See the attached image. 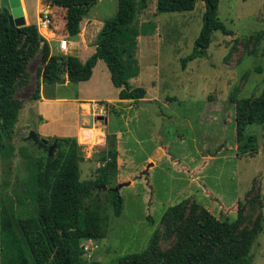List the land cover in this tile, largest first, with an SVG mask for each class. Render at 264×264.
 I'll return each instance as SVG.
<instances>
[{
  "label": "rangeland",
  "instance_id": "rangeland-1",
  "mask_svg": "<svg viewBox=\"0 0 264 264\" xmlns=\"http://www.w3.org/2000/svg\"><path fill=\"white\" fill-rule=\"evenodd\" d=\"M39 1L44 5L39 7ZM21 2L26 25H37L39 11L43 14L47 9L54 31L67 35L73 14L70 8L54 6L50 0H27L26 7V0ZM116 9L117 0H97L82 18L79 33L70 37L72 44L65 54L84 62L95 50L102 24ZM204 12L201 0L192 10L165 13L156 12V0H148L145 8L136 1L130 24L136 42L133 46L125 43L123 58L139 69L131 85L144 87L143 99L158 104L156 113L162 114V124L157 132L147 109L118 98V88L113 86L103 60L95 65L93 79L40 81V91L43 87L44 95L52 99L49 101L30 98L37 69L42 67L40 52L26 62L14 91V98L23 106L13 138L5 141L0 152L2 205L14 223L35 214L36 163L60 138L40 136L44 145L38 149L26 139L28 132L38 133L45 126L61 133L64 121L76 117L85 119L83 126L89 128L80 129L78 138L73 137L79 145V178L106 177L100 184L106 188L97 184L82 202V209L90 206L99 211L106 229L99 240H82L87 264H113L119 256L142 252L149 248L154 234L156 247L147 264H163L164 253L175 241L177 225L197 221L202 208L220 220L239 218L237 234L250 233L259 220L261 230L245 264H264V125L237 126L234 104L229 100L234 90L239 97L251 99L264 92V0H219L218 17L231 34L213 30L207 56L195 58L183 68L180 59L191 52ZM51 50L59 52L55 46ZM76 97L88 100L83 101L84 113L71 103ZM94 100L98 106H106L104 119L98 118L102 115L99 109L93 112ZM87 133L94 137L86 139ZM250 135L254 140L248 138ZM242 144L245 150L238 148ZM60 148L66 149L55 146L52 159ZM158 149L162 153L155 165L147 176L140 175ZM124 181L130 183L119 190L123 208L116 216L109 188ZM176 204L183 217L168 226L162 220L163 213Z\"/></svg>",
  "mask_w": 264,
  "mask_h": 264
},
{
  "label": "trees",
  "instance_id": "trees-1",
  "mask_svg": "<svg viewBox=\"0 0 264 264\" xmlns=\"http://www.w3.org/2000/svg\"><path fill=\"white\" fill-rule=\"evenodd\" d=\"M54 6L70 8L67 35L73 37L80 31V22L97 0H50ZM137 0H117L115 15L101 26L95 39L94 52L84 61L77 56L62 52L54 53L51 46L38 32L34 23L20 27L17 34L8 21V11L0 13V152L5 141L11 140L23 106L14 98L15 86L24 75L26 62L38 52L42 67L37 69L36 83L30 98L40 96V81L71 82L88 80L98 60H103L110 73V80L118 88V98L137 101L146 94L142 86H132L130 80L139 74L136 65L126 64L123 52L125 43L135 45L136 34L130 27L136 10ZM198 0H156V12H181L194 9ZM205 4L203 24L196 36L191 52L180 59L184 68L195 58L206 57L213 30L231 34L219 19V0H201ZM44 5L39 1V7ZM145 8L147 0H140ZM131 54V53H129ZM40 78V80H39ZM168 100H173L169 97ZM229 100L234 104L235 123H262L264 125V92L256 99L239 97L232 91ZM240 133V131H239ZM254 140L252 135L248 136ZM60 148L57 155L39 158L35 182L37 209L34 215L13 221V216L2 205L0 194V264H87L83 257L82 240L101 239L106 229L99 211L90 206L82 209L83 200L93 187L103 184L105 176L97 180H80L79 145L73 137L56 138ZM246 149L242 144L238 147ZM114 215L123 208L122 196L109 188ZM200 218L176 228V238L163 255V264H245L251 245L261 230L260 221L255 222L250 233L237 234L239 218L233 222L220 220L205 208ZM183 217L179 205L169 207L162 216L168 226ZM264 219V214H263ZM17 224V225H16ZM17 226V228H16ZM156 234L149 248L117 257L113 264H147L156 247Z\"/></svg>",
  "mask_w": 264,
  "mask_h": 264
},
{
  "label": "water",
  "instance_id": "water-1",
  "mask_svg": "<svg viewBox=\"0 0 264 264\" xmlns=\"http://www.w3.org/2000/svg\"><path fill=\"white\" fill-rule=\"evenodd\" d=\"M7 10L8 11V21L11 27L15 28L17 34L20 31V27L26 25V19L24 16V10L22 6L21 0H0V13ZM137 106L140 108H145L148 110L149 116L153 119L154 129L155 131H159L162 124V114L156 113L158 108V104L155 101L139 99L137 101ZM99 119H104V116H98ZM27 140H31L38 149H41L44 145V141H41L38 134L34 130H30L26 137ZM57 140L47 147V157L49 158L53 150L56 146ZM162 149H158L157 153L152 155L150 160L146 163L145 167L140 171V175L147 176L149 169L154 165L158 157L161 155ZM130 183V181H124L117 183L111 190L115 193L119 192V190ZM98 188L105 189V185H100Z\"/></svg>",
  "mask_w": 264,
  "mask_h": 264
},
{
  "label": "crops",
  "instance_id": "crops-1",
  "mask_svg": "<svg viewBox=\"0 0 264 264\" xmlns=\"http://www.w3.org/2000/svg\"><path fill=\"white\" fill-rule=\"evenodd\" d=\"M26 5H25V7L27 6V0H26ZM147 4H148V0H147ZM56 32H54L53 33V36L52 37H48V39H49V44H50V46H51V49H52V46H55L57 49H58V42H57V38L60 36L58 33H56ZM73 37H75V36H73ZM71 40H70V37H69V47H71V44H72V42H70ZM82 48H84V47H80V54H81V52H82ZM69 50V49H68ZM68 52V51H67ZM93 52H94V50H93ZM92 52V53H93ZM91 53V54H92ZM90 54V55H91ZM71 55V54H70ZM99 61V60H98ZM98 61H97V63H98ZM96 63V64H97ZM95 67V66H94ZM93 67V70H92V75H91V77L89 78V79H93V77H94V75H95V68ZM88 79V80H89ZM69 80H66L65 81V83L66 82H68ZM64 83V84H65ZM119 90V89H118ZM41 100H45V101H49V100H52L50 97L48 98V97H46L45 95H44V90H43V87H42V92L40 91V96H39V98L37 99V100H35V101H41ZM72 101H71V103L73 104V105H76V106H78V109H79V112L80 113H84V110H86L85 108H84V106H85V102L86 101H88V100H84V99H82L81 97H76V98H73V99H71ZM83 101H85V102H83ZM95 101V100H94ZM126 101V100H125ZM129 102L131 101V102H133L132 100H128ZM109 103V102H108ZM134 103V102H133ZM89 104V103H88ZM130 104V103H129ZM89 106V105H88ZM130 106V105H129ZM88 109H87V113H89V107H87ZM94 111V110H93ZM43 112L44 113H46L47 111L45 110V109H43ZM38 115L41 117V121H43L42 119H44L43 118V113H41L40 111L38 112ZM106 118V117H105ZM84 123H87V122H85V119H83V120H81V119H77L76 117H74L73 119H69V120H66V121H64V123L62 124V130H61V133H55V132H52L51 130H49L48 128H46L45 126H41L40 127V130H39V132L37 133L38 135H39V138H41V137H43V139H46V138H49V137H77L78 138V136H79V131H80V129H84V130H86V129H89V128H87V127H85V126H83V124ZM91 129V128H90ZM117 133H119V132H117ZM41 136V137H40ZM85 136H86V139H88V140H90L91 138H93L94 137V135H93V133L90 135V134H85ZM89 137V138H88ZM92 141V140H91ZM156 163V162H155ZM155 163H154V165H155ZM153 165V166H154ZM152 166V167H153Z\"/></svg>",
  "mask_w": 264,
  "mask_h": 264
},
{
  "label": "built area",
  "instance_id": "built-area-1",
  "mask_svg": "<svg viewBox=\"0 0 264 264\" xmlns=\"http://www.w3.org/2000/svg\"><path fill=\"white\" fill-rule=\"evenodd\" d=\"M42 12L43 14H40V11H39L37 15V29H38L39 34L46 41H49L48 37H52L55 31L51 26L52 20L50 18V13H49L50 11L46 9ZM57 42H58L59 52L66 53L69 49V37L61 35L57 38ZM94 105H95L94 111H96V109L97 110L99 109L100 114H102L100 116H104L106 114V106L104 104L102 106L101 105L98 106L96 101H94Z\"/></svg>",
  "mask_w": 264,
  "mask_h": 264
}]
</instances>
